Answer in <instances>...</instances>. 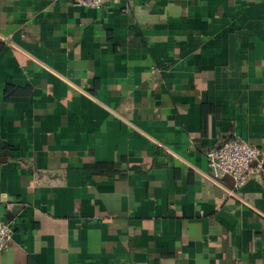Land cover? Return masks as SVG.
<instances>
[{"label":"crops","instance_id":"0c3cea01","mask_svg":"<svg viewBox=\"0 0 264 264\" xmlns=\"http://www.w3.org/2000/svg\"><path fill=\"white\" fill-rule=\"evenodd\" d=\"M0 264H264V0H0ZM10 205L11 207H7Z\"/></svg>","mask_w":264,"mask_h":264},{"label":"built area","instance_id":"2783aa9c","mask_svg":"<svg viewBox=\"0 0 264 264\" xmlns=\"http://www.w3.org/2000/svg\"><path fill=\"white\" fill-rule=\"evenodd\" d=\"M73 3L99 8L109 0H72ZM116 1V0H115ZM263 155L259 147L239 136H232L220 145L210 147L206 152L209 173L213 178L230 176L235 189L258 177ZM7 207H11L7 205ZM13 226L0 218V252L6 250L11 242Z\"/></svg>","mask_w":264,"mask_h":264},{"label":"trees","instance_id":"16d2710c","mask_svg":"<svg viewBox=\"0 0 264 264\" xmlns=\"http://www.w3.org/2000/svg\"><path fill=\"white\" fill-rule=\"evenodd\" d=\"M0 46H1V42H0Z\"/></svg>","mask_w":264,"mask_h":264}]
</instances>
